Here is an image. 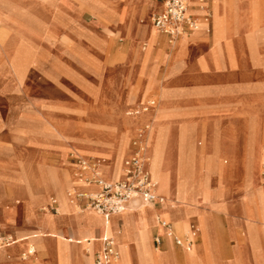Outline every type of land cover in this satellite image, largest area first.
<instances>
[{"label":"crops","instance_id":"0c3cea01","mask_svg":"<svg viewBox=\"0 0 264 264\" xmlns=\"http://www.w3.org/2000/svg\"><path fill=\"white\" fill-rule=\"evenodd\" d=\"M17 1L16 3H18ZM191 2V11L197 14L200 13L194 6V1L192 0ZM163 3L164 0H67L65 3L60 0H24V8L29 10L30 7L39 18L46 22H48L51 13L56 11L55 7L65 9L76 15L78 19L76 24H74L75 30L104 43V50L95 51L94 56L99 59L100 73L106 76V79L110 82L111 99L106 100V87L102 88V98H100L104 107H109L118 101L113 107L104 108L103 112L107 113L108 116L107 121H111L115 123V126H118L117 114L120 105H122L119 101L120 96H130L132 101L138 100L143 103L150 99L158 98L159 105L156 111L142 113L132 119L125 118L119 125L120 132H110V135L119 143V150L125 156L130 149L131 153L134 151L133 140L136 138L135 136L130 140V149H128L127 145V137L130 132L152 122L157 116L162 117L168 124L163 134L161 148L162 151L169 152L172 158L179 157L180 161L176 160L172 170L178 171L180 167L184 172L187 176L185 187L190 185L192 189L195 183L200 185L199 172L203 170L207 177L205 184L213 185V193L217 192L219 187L225 192L221 198H217L214 195L210 200L204 201L202 187L198 186L196 189L195 198L200 204L198 210H203L207 220L212 223L207 251L200 250L198 254L201 260L218 262L264 261V226L256 218L252 219L255 224L249 227L244 216L245 211L254 208L257 210L258 201L254 195L243 196L241 194L243 187L249 181H255L258 187H264V98L260 100V103L248 100L253 94L246 90L247 85L255 87L260 83H264V71L261 67L248 63L250 57L247 49L248 44H254L256 46L255 56L264 63V45L261 44L264 41V37L262 35H250L249 37L246 35H234L231 38V42L236 44L240 57L244 59L245 64L243 63L239 67H229L226 64L216 67L212 65L210 58L203 57L205 53L207 57L211 54L210 50L207 49L210 42L208 44L204 43V40L208 38V33L212 30L211 19L206 22L209 24L210 31L206 25L192 34L190 38L179 41L178 45L176 44L175 46L177 47L176 52L169 55V57L163 51H169V49L166 47V42L160 33L154 40L155 42L153 40L147 41L152 48L154 47L155 51L161 50L157 54H152L146 66V75L142 76L139 73V69H142V60L144 58L140 54H136L131 58L130 47L132 40L130 34L133 31L136 38L144 37V41L148 40L152 35L151 26H154L152 16L151 25H149L142 20V17L147 16V14L142 16L140 14L145 4L146 7L148 6L147 12L155 8L150 11V13L154 14L163 8ZM208 5L212 12L211 0H208ZM216 13L219 14L217 4ZM121 21L127 23L123 24ZM160 38H162L161 42L163 45L156 48L155 45ZM117 39L124 40V43L114 50V42ZM128 43H131L129 51L126 50ZM39 51L40 54L37 56L39 58L57 57L55 53H47L46 50ZM127 51L128 54L123 56ZM191 57L200 61H194ZM7 68L0 66V82H4V84L12 80L11 73H8ZM112 77H115L114 81L110 80ZM174 81L176 85H180L187 90L182 97L176 98L174 102L186 105L193 112L191 121H193V135L196 141L193 148L189 139L192 134L189 125L184 124L181 118L176 120L170 118L172 113L176 112V106L172 102L174 95L170 93L171 85ZM235 85L238 86L239 90L232 91L231 87ZM147 96L149 97L147 98ZM126 105L132 107V104L127 101ZM251 120H256L255 131L248 129V122ZM76 128L81 130L83 127L78 126ZM147 136L145 142L147 141ZM154 136L150 143L151 150H154V141L156 139V136ZM63 142V147L60 150L61 156H58L56 160L61 159L62 153L67 155L74 152L88 156V160L96 159L97 154L95 152L101 153L98 150L99 148L103 149V147L101 148L94 144H76L75 141L71 142L70 140ZM103 151L108 152V148L103 149ZM45 165H50V167H46L40 173L38 186L35 189L27 188L26 192L32 198L34 196H45L48 198L49 193L53 194V191L57 190L58 196L63 198L68 206H72L73 200L70 197L72 190L68 195L65 193L67 188L74 185L72 177L75 180L78 178L84 179L85 174L90 173L88 171L85 174L82 173L78 169L76 162L68 161L66 158L63 163H53V165L45 163ZM116 178V181L122 179L118 173H116ZM97 188L94 183L79 185V189L86 191H94ZM249 189L253 191L252 188ZM159 195L161 196V194ZM16 197L17 202H20V197ZM164 198L166 199L165 205H168V199ZM151 204L154 209L144 212V216L146 215L147 217V226L144 225L146 222L144 216L133 209V206L132 209L136 211L133 216L123 214V211L108 216L104 215L107 221L103 223L96 221V217L93 214L78 218L67 214L63 218L52 219V221L57 224L56 228L58 231L67 235L78 234L79 230L75 226L82 225L81 230L86 231L83 238L89 236L90 241L87 240V242L91 244V255L86 247L79 243H72L68 247L72 261L92 262V264H95L96 255L102 249L103 237L111 236L115 238L118 248L120 246L122 253H124V262L140 261L136 237H141L143 246L146 249L142 253L143 262L179 261V264H183V261H185L184 252L192 251L194 244L203 243L200 231L197 229V234L190 246L192 248L188 250L180 247L168 233V230L158 221V217L166 218L156 215L155 221L157 219V223L152 219L153 215L162 213V207L165 210L175 208L166 207L163 205L164 202ZM49 205L58 209L57 202H51ZM172 205L174 204L170 206ZM184 213L186 216H192L188 228L191 224L197 227V217L202 215L192 211H184ZM142 217L143 219L141 220ZM34 219L38 224L37 230L28 233H31L36 239V243H34L35 251L27 253L25 261H36L31 262L32 264H49L53 261L52 250L57 247L58 241H61L62 237L57 234V230L52 223L45 225L50 234L56 238L41 235L42 223L36 217ZM166 220L172 224L177 235H182L177 230L174 219ZM97 224L102 225V230H107V232L109 230L111 235L101 234L100 227ZM93 225L96 234L90 230ZM116 225L118 228H121L122 225L127 229L130 228L131 232L126 233L116 230ZM137 234L139 235L137 236ZM251 235L254 236L253 241H251ZM18 236L24 237V232L18 233ZM156 237L160 240L158 243L155 240ZM27 246V243L23 245L19 249L20 252L22 253L23 250L28 251ZM156 249L161 253H156ZM6 252L13 255V246ZM158 258L161 259L159 260ZM0 262H8L2 259L1 253Z\"/></svg>","mask_w":264,"mask_h":264},{"label":"rangeland","instance_id":"374dc122","mask_svg":"<svg viewBox=\"0 0 264 264\" xmlns=\"http://www.w3.org/2000/svg\"><path fill=\"white\" fill-rule=\"evenodd\" d=\"M60 1L65 3L67 0ZM17 2L18 3L14 0V4H12L14 6L13 9L12 6L11 10L8 9L7 6H3L5 11H2L6 13L4 17L9 20L11 31L9 34L10 37L8 38L9 42L7 41V46L4 47L5 50H0V57L2 59H0V66L8 67V73H11L12 80L7 84L0 82V238H2L0 240V253L2 259L8 261L0 262V264H30L31 262H36L25 261L27 253L35 248L34 242L32 241L34 236L28 233L35 232L38 227L33 214H42L41 217L43 220L40 221L42 223L40 231L45 230L42 235L51 236L52 238L56 237L50 234L48 229H45L46 225L52 223L57 230V224L54 223L52 219L63 218L64 215L67 214H70L72 217L76 216V218L93 214L96 217V221H101L102 223L107 221L105 216H101L94 211H83V209L90 208L84 205L85 199L83 198L75 199L73 198L74 195L70 196L73 200L71 203L72 206L65 208V206L62 205V200L57 194V190L53 191V194L49 193L47 200H50L51 196H55L60 201L61 210L60 213L56 214L57 212L53 210L50 205H47L49 201H46L44 206H40L36 200L26 192V189H35L38 186L40 173L43 172L46 167H50V165H45V163L51 165H53V163L60 164L64 162L65 158L68 161L76 162L78 169L82 173L85 174L89 171L90 174H85L83 178L86 184H93V181L88 180V178L91 179L94 175L92 170H83L79 163V158L83 157L88 160V156L79 155L75 152V154L81 157L73 153L67 155L66 153H62L61 159L56 160L58 156H61L60 150L63 147V141L68 140L63 137L62 133L72 125H75L76 127H83L81 130L76 128L77 130L75 132L81 139L89 135L111 136L110 132H112V130L107 129L105 133L101 131L105 126L106 128H108L107 126H112V122L107 121V113L103 111L104 108L113 107L118 103V101H116L111 106L104 107L103 101L101 100V93L105 87L107 93L106 100L111 99L110 82L106 79V76L100 73L99 59L94 56L95 51L104 50V43L99 42L92 45L87 35L75 30L74 24L78 21L76 15H73L65 9L55 7L56 11L51 13L48 22H46L39 18L30 7L29 10L25 9L24 0H18ZM216 4L219 8V14L216 13ZM147 10L148 6L146 7L145 4L140 16L147 14V16L142 17V20L144 23L151 25V16L153 13H150V11L153 9L148 12ZM213 11L214 16L211 22V31L208 26L210 37L208 33V38L204 40L205 44L210 42L207 49L210 50L211 54L207 57L205 53L203 57L210 58L213 63L212 65L216 67H221L224 64L229 67H239L244 63V59L240 57L238 48L234 42H231V38L234 35H246L248 37L250 35H262L264 37V0H213ZM120 17L121 15L119 19ZM121 22L123 24L125 23L123 21ZM160 33L166 42V47L169 49V51H163L165 54H169L172 47L178 43L179 38L171 41L166 34ZM161 40L162 38L156 43V48L163 45ZM122 43H124V40L117 39L114 42L113 49H118ZM130 44L131 43H128V45H126V50L128 51ZM261 44L264 45V41ZM75 46L89 47V49H92L91 57L87 63H83L81 59H77V53L73 51ZM247 49L250 57L248 63L250 62L254 66H259L264 71V63L255 56L256 46L251 43L248 44ZM39 50H46L47 53H55L57 57L39 58L37 57L38 54H40ZM139 50L142 54L148 56L151 53L157 54L161 49L155 51L154 47L152 48L148 42H140ZM128 51L124 53L123 56H126ZM191 58L194 61H200L199 59ZM146 68L147 67H142L141 70L139 69V73L142 76L146 75ZM110 80L114 81L115 77H112ZM231 90L236 91L239 90V88L235 85L231 87ZM246 90L253 94L248 100L260 103V100L264 98V83H260L255 87L247 85ZM186 92L187 90L180 85H176L175 81L172 83L170 93L174 95L172 97V102L176 106V112L172 113L170 118L175 120L181 118L184 124L186 123V125H189L192 131L191 138L189 139L190 142H192L193 148L196 144L193 135V121H191L193 112L186 105L174 102L176 98L182 97ZM149 96H147V98ZM124 99H127V102L132 104V107L126 106L124 108V110H127L126 114L134 111L137 104L143 103L138 100L132 101L130 96H120V103ZM155 99V106L147 111V113L156 111L159 100L157 97ZM137 116L138 115H126V118L132 119ZM255 123L256 120L248 122V129L250 131H255ZM89 128L95 130L90 131L88 130ZM140 128H142V126H140L136 132L132 131L128 135V149H130V140L132 137H140L139 135L141 133L144 134L143 128ZM146 143L148 150V154H146L147 165L154 179V155L150 149L148 136ZM131 152L130 149V151L126 153V156L123 155V160L126 161L132 155ZM145 153H147L146 150ZM95 154H97L96 159H89L88 161L93 165H96V162H98L99 165L102 164V178L111 182L115 181L108 178L105 172L109 158L105 154L97 152H95ZM100 159L105 160V162L102 161L100 163ZM199 173L201 184L198 185L195 183L192 189L190 185H187L186 192L170 184L165 187L158 186L157 193L168 199V208L171 204H174L175 209L165 210L164 207H162V213L155 214L152 217L155 223H157V219L155 221L156 215H161L166 219H174L177 230L179 233L183 234L189 229L188 225L192 219V216H186L184 211H192L202 215L197 217L196 223H198L197 228L200 234L202 235L204 233L205 228L204 224L201 223V219H207V217L203 210H198L200 204L195 198L197 187H202L204 201L210 200L214 195L217 198H221L225 192L219 187L217 188V192H215L216 194L213 193V185L205 184L207 180L206 173L203 170ZM72 179L74 185L66 189V195H68L71 190L73 194L77 192H92L79 189L80 184L78 182L80 181L78 179L75 180L73 177ZM249 188H252L253 191H250ZM241 194L243 196L254 195L258 201L257 210L254 208L244 212L247 225L250 227L252 224H255L252 219L257 218L260 224L264 226V187H258L255 181H249L247 185L243 187ZM16 196L20 197V202H17ZM142 203V205L138 204L139 206L136 205V207L132 205L134 206L133 209L138 211L142 216H144L145 211L154 209L153 205L148 207L144 202ZM133 209L130 203V206L123 214L133 216L136 212ZM144 218L146 219V222L144 219V225L147 226L146 215ZM142 219L143 217L141 220ZM97 226L100 227L101 234L111 235L109 230L107 232V230L101 229V224H97ZM81 227L82 225L75 226V228L79 230L78 234L75 235H67L57 230V234L62 237L61 241H57L58 245L62 247L61 252L64 258L69 257L68 247L72 243H79L87 249L91 248V245H88L87 242V240L90 241V238L89 236L83 238L86 231H82ZM109 227L111 228L110 225ZM90 228L91 232L95 233L94 225ZM115 229L126 233L131 232L130 228L127 229L123 227V225L121 228H118L116 225ZM20 232H24V237H17ZM11 236L13 240L10 239ZM17 241L19 242L16 244ZM21 241L22 243H20ZM26 243L28 244V251L23 250L21 253L19 249ZM12 246L13 255H10L6 250L9 251ZM119 250L122 260L123 253L120 246ZM201 250L207 251L204 248ZM195 251L196 244H194L192 251L184 252V256L185 253H193ZM156 253L161 252L156 251ZM196 257L198 260L197 264H211L209 261H202L199 255ZM158 259L160 260L161 258ZM250 262L251 264H264V261ZM250 262L219 261L213 262L212 264H249ZM158 263L169 264V262L166 261H159ZM122 264L124 263L122 262ZM177 264H179V261ZM183 264L191 263L183 261Z\"/></svg>","mask_w":264,"mask_h":264},{"label":"bare ground","instance_id":"6f19581e","mask_svg":"<svg viewBox=\"0 0 264 264\" xmlns=\"http://www.w3.org/2000/svg\"><path fill=\"white\" fill-rule=\"evenodd\" d=\"M14 4V0H0V50L4 49L5 46H7V41H8V38L10 37L9 34H10V24H9V20H7L6 17H4V15H6V13L2 12V11H5L4 10V7L3 6H7L8 9L11 10V6H12V9L14 8V6L12 5ZM162 5V4H160ZM164 5V3H163ZM3 7V8H2ZM155 9V8H154ZM153 9V10H154ZM211 9H212V12H211V22L213 20V16H214V11H213V0H211ZM139 11V10H138ZM127 22H125L124 24H126ZM209 26L208 23L206 22H201L199 24V27L198 29L194 30L190 35H181L180 38H179V41L181 40H185L187 37L191 36L192 34H194L195 32L199 31L203 26ZM12 26V25H11ZM144 27V26H143ZM146 27V26H145ZM151 37L148 39V40H145L144 41V37H141V38H136L135 36V32H131L130 36H131V40H132V45H131V48H130V56L131 58L136 55V54H140L141 56H143V66L142 67H146L151 59V56L153 53H151L150 55H144L140 52L139 50V43L140 42H146L149 41V40H155L156 37L160 34V31L155 27V26H151ZM11 39V38H10ZM88 40L90 41V43L92 45H95L97 43H99L100 41H97L93 38H90L88 36ZM86 41V40H85ZM178 41V42H179ZM9 42V41H8ZM155 42V41H154ZM78 43V42H77ZM102 43V42H101ZM186 43V42H185ZM187 44V43H186ZM185 44V45H186ZM176 46V45H175ZM173 46L170 53L169 54H166V56L169 57V55H172L173 53L176 52V48ZM183 46V45H182ZM186 47V46H185ZM189 48V47H188ZM187 48V49H188ZM74 49V50H73ZM72 50L74 52H77V59H81V61L84 63H87L89 58L91 57V52H92V49H89V47H79V46H75ZM182 49V48H181ZM180 49V50H181ZM83 51V53H82ZM192 51V50H191ZM204 51V50H203ZM80 54H79V53ZM161 53V52H160ZM197 54V52H196ZM164 55V54H163ZM158 56V55H157ZM192 56V55H191ZM130 58V59H131ZM164 59V58H163ZM141 61V62H142ZM162 61V60H161ZM79 62V61H78ZM77 63V62H76ZM156 63V62H155ZM176 64V63H175ZM142 65V64H140ZM174 66V65H173ZM177 66V65H176ZM149 67V66H148ZM107 84V83H106ZM108 85V84H107ZM126 101L127 99H124L121 103L122 105H120V109H119V112H118V120L119 122L117 123L118 126H115V123L112 122V126L109 127L107 126L108 128L103 127L101 129L102 132H107V129L108 130H112V132L114 131L115 133L116 132H120V128H119V125L123 122V120L126 118V115H131V116H136V115H140L142 113H147V111L151 110L154 106H152V108L150 109H146V104L149 102H144V103H141L140 105H137L135 108H134V111H131L130 113H127L126 114V111L127 110H124V108L127 106L126 105ZM54 109V108H53ZM167 122L164 120V118L162 117H156L152 122H149L145 125L142 126V130H144V134L141 133L139 136L142 138V142H143V149H144V166L145 168L149 171V168H148V165H147V156L146 154H148V150H147V146H146V136L148 134V138H149V142L151 143V139L152 137L155 135L156 136V139L154 141V150H152V154L154 155V173H155V178L153 179L155 184H156V192H157V188H159L158 186H167L168 184L174 186L175 188H178L179 190L183 191V192H186V187H185V183H186V178L187 176L184 174V172L180 169H178V171L176 170H172V167H173V164L175 165V162L176 160L179 159L176 158V157H173L172 158V155H170L169 152H164L162 151V148H161V144H162V140H163V134L166 130V127H167ZM76 126L75 125H72L71 127H69L67 130L63 131L62 135L64 138L70 140L71 142L72 141H75L76 144L80 143V144H86V145H97L98 147H103V149H107L108 148V152H105L103 151V149H100L98 150V152H101V154H105L108 158H109V162H108V166L106 167L105 169V172H106V175L108 178L112 179V180H117L116 178V173L119 174V177L122 178L123 175L124 177L122 179H124L126 177V161L130 158H128L126 161H124V164L122 163L123 161V155L124 153L121 152L119 150V147H118V144L116 141L115 138H113L112 136H105V135H101V136H98V135H89L83 139H81L77 134H75L76 132ZM88 130L90 131H94L95 129L93 128H89ZM137 130V129H136ZM135 130V132H136ZM59 132V131H58ZM121 135V133H120ZM154 136V137H155ZM116 140V141H115ZM181 141V140H180ZM145 150L147 153H145ZM74 155L78 156L77 154L73 153ZM151 154V155H152ZM81 157V156H79ZM82 159H85L82 157ZM87 160V159H85ZM149 160H150V157H149ZM105 162V160L103 159H100V163L101 162ZM123 164V166H122ZM102 165V164H101ZM99 165L98 162H96V165L95 167L92 169V172L94 171L96 174L100 175L101 176V170H102V166ZM150 165H151V160H150ZM59 171V170H58ZM89 172V171H88ZM150 172V171H149ZM90 173V172H89ZM151 174V173H150ZM61 175V174H60ZM59 176V175H58ZM152 176V175H151ZM60 177V176H59ZM102 177V176H101ZM119 178V179H120ZM153 178V177H152ZM60 179V178H59ZM120 179V180H122ZM78 180L80 182V184H85V180L82 179V178H78ZM59 182V181H58ZM59 188V187H58ZM61 189V188H60ZM62 192V191H61ZM38 193V192H37ZM63 195V194H62ZM70 195L72 196V192L70 193ZM17 198V197H16ZM163 198V202L165 205L166 204V199L164 197ZM33 199L36 200V202L41 206H44L46 201H47V198L45 196H41V197H36L34 196ZM60 199L62 200V205L65 206V208L67 207H70L67 205V203L65 202V200L63 198L60 197ZM51 202H57L58 203V213H60V201L58 200V198H56L55 196H51L49 203ZM47 204V205H48ZM142 205L143 203L140 201V200H135V201H132L131 202V207L132 205H136L139 206V205ZM146 206L150 207L152 206V204H149V203H145ZM130 206V204L126 207V209ZM166 207L168 205H165ZM134 207V206H133ZM170 208L174 207V205L172 206H169ZM125 209V210H126ZM143 209V208H142ZM123 210V212L125 211ZM141 210V209H140ZM83 211H94L96 212L97 214L101 215V216H104L103 214L99 213L98 211L94 210L93 208H86V209H83ZM78 212V211H77ZM122 212V213H123ZM57 213V214H58ZM36 219L40 222L43 220V218L39 215H36V214H33ZM159 218L158 217V221H159ZM201 223L204 224V233L202 234V237H203V243L201 244H196V251L193 252V253H185V262H189L191 264H197L198 260H197V255L199 253V251L201 249H205L207 250V247H208V243H209V236L211 235V231H212V223L209 222L207 219H201ZM252 223V222H251ZM196 227V226H195ZM197 228V227H196ZM47 229V228H45ZM198 229V228H197ZM45 231V230H44ZM44 231H40L41 232V235ZM189 231V229L186 231V233ZM139 234H137L138 236ZM27 236V235H26ZM19 237V236H18ZM199 238V237H198ZM251 241H253L252 239L254 238L253 235H251ZM2 238H0L1 240ZM10 239L13 240V237L11 236ZM29 239V238H28ZM202 240V239H201ZM29 241V240H28ZM32 241L34 243H36V239L33 237ZM116 241V240H115ZM19 241L16 242V244L18 243ZM103 242V241H102ZM22 243V241L20 242ZM136 244H137V247H138V252H139V255H140V261L139 262H124L123 261V256H124V253L122 255V260H121V252L118 248V245H117V242H116V245H117V249H118V256L117 258L113 261V264H122V262L124 264H160L158 262H143L142 260V253L146 250L145 249V246H143V239L141 237H136ZM88 245H91L89 242H88ZM61 246L60 245H57V247L52 250V254H53V261L50 262V264H92V262H77V261H72L71 260V257H70V254H69V257L68 258H64L63 257V254L61 252ZM192 248V247H190ZM189 248V249H190ZM188 249V250H189ZM89 252L91 253L92 249L91 248H88ZM16 251V250H15ZM35 250H30L29 252L33 253ZM156 251H159L158 249H156ZM28 252V253H29ZM136 254V253H135ZM213 260V259H212ZM193 262V263H192ZM213 262H218V261H209V263H213ZM259 262V261H258ZM21 263V262H20ZM16 264V263H15ZM27 264V263H26ZM32 264V263H30ZM169 264H177V262H169Z\"/></svg>","mask_w":264,"mask_h":264},{"label":"built area","instance_id":"2783aa9c","mask_svg":"<svg viewBox=\"0 0 264 264\" xmlns=\"http://www.w3.org/2000/svg\"><path fill=\"white\" fill-rule=\"evenodd\" d=\"M192 0H164L163 8L152 15L154 26L162 33L166 34L171 41L177 40L181 35H190L198 29L201 22H208L211 17V10L208 0H193L194 6L200 13L191 11ZM156 104V99H150L146 104V109L152 108ZM134 151L126 161V177L118 181H107L93 171L91 180L97 185V190L90 193L77 192L73 198L85 199L84 205L98 211L103 215L120 213L135 200L144 203L163 202V198L156 192V184L150 172L144 166V149L141 137H136L133 141ZM79 163L83 170L93 169L95 165L90 161L79 158ZM74 199V200H75ZM56 203V202H53ZM53 210L58 212L56 207ZM159 223L168 230L177 245L189 249L197 228L190 225L189 231L182 235H177L172 224L164 218H159ZM156 242L160 240L156 237ZM118 249L114 237L104 236L102 249L97 253L95 264H113L118 256Z\"/></svg>","mask_w":264,"mask_h":264}]
</instances>
